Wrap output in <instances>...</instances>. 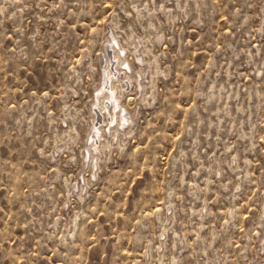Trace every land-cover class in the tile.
<instances>
[{
    "label": "rangeland",
    "instance_id": "obj_1",
    "mask_svg": "<svg viewBox=\"0 0 264 264\" xmlns=\"http://www.w3.org/2000/svg\"><path fill=\"white\" fill-rule=\"evenodd\" d=\"M0 264H264V0H0Z\"/></svg>",
    "mask_w": 264,
    "mask_h": 264
},
{
    "label": "bare ground",
    "instance_id": "obj_2",
    "mask_svg": "<svg viewBox=\"0 0 264 264\" xmlns=\"http://www.w3.org/2000/svg\"><path fill=\"white\" fill-rule=\"evenodd\" d=\"M114 39V38H113ZM114 42V41H113ZM109 45V44H108ZM110 45L111 46H114L113 45V43H110ZM109 45V46H110ZM119 45V44H118ZM110 49V48H109ZM111 49H112V51L114 50V54H115V57H117V59L119 60L120 59V56H119V53L117 52V51H115V49H114V47L112 48L111 47ZM110 49V50H111ZM107 52V51H106ZM109 52V51H108ZM144 52V51H143ZM140 54V53H139ZM109 55V54H108ZM120 55H122V53L120 54ZM139 57V56H138ZM104 58H105V56H104ZM116 59V60H117ZM137 59V58H136ZM105 63V62H104ZM121 63V62H120ZM106 66V65H105ZM117 68V67H116ZM127 70V69H126ZM130 70V69H129ZM128 70V71H129ZM131 71V70H130ZM110 75H112V74H110ZM128 75V74H127ZM112 77V76H111ZM124 77H125V75H124ZM114 78V76L112 77V79ZM120 78H122V77H120ZM119 78V79H120ZM127 78H128V76H127ZM142 79V78H141ZM110 80L111 79H109V82H110ZM121 80V79H120ZM120 80H119V82H120ZM124 80V78L122 79V81ZM117 81V80H116ZM129 81H130V79H129ZM118 82V81H117ZM128 82V81H127ZM115 83V82H114ZM113 83V81L111 80V85L113 86V85H115ZM121 83H123V82H121ZM130 83V82H129ZM104 84V83H103ZM139 85H142L140 82L138 83ZM109 86L110 87V91L108 90V89H102L101 91H100V93L99 92H97V95H96V97H95V104H93V105H95V107L97 106L98 107V110L99 111H102L103 109L105 110V108H106V105H105V100H109V102H110V105H111V108H110V110L111 109H115L116 108V110H117V108H118V112L117 113H114V114H112L111 113V119H110V125H113V124H115L114 125V127H111V128H109V130H112L114 133H116V134H118L120 131H119V127H121V128H123L125 125H128V122H129V118H128V116L125 114V112L121 109L122 107L120 106V104H119V100L123 97V95H122V92H124V91H118V92H115V93H113L115 90H117L116 88H115V90H114V88H112V86ZM118 85V84H117ZM124 86V85H123ZM122 86V87H123ZM118 88V87H117ZM120 95H122V97H120ZM108 103V102H107ZM92 105V106H93ZM110 105H109V107H110ZM97 107H96V109H97ZM108 107V106H107ZM97 110V111H98ZM115 110V111H116ZM108 112H109V110H108ZM111 112H112V110H111ZM102 113H103V111H102ZM95 118V117H94ZM93 119V118H92ZM91 119V120H92ZM94 120V119H93ZM96 120H94V123H96L95 122ZM97 124V123H96ZM102 127L100 126V128L99 127H96L95 125H93V123H92V126H91V130L90 131H92V132H90V134H91V139H90V142H89V150L90 151H88L91 155L93 154V153H95V154H97V157L95 158L96 160L99 158V154L101 153V148L102 147H104L105 145H106V143H104V142H101V131L102 130H104V129H101ZM130 131V130H129ZM106 132V131H105ZM100 133V134H99ZM128 134V133H127ZM110 135V134H109ZM114 136V135H113ZM122 136V135H121ZM109 143V142H108ZM117 143V142H116ZM107 147V146H106ZM107 148H109V147H107ZM104 149V148H103ZM95 157V156H94ZM91 158V157H90ZM94 159V160H95ZM91 160V159H90ZM95 160V161H96ZM96 163V162H95ZM96 165H97V163H96ZM164 231V230H163Z\"/></svg>",
    "mask_w": 264,
    "mask_h": 264
}]
</instances>
